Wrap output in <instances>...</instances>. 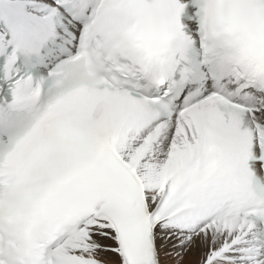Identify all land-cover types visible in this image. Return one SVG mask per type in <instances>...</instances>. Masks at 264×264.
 Instances as JSON below:
<instances>
[{"label":"snow or ice","instance_id":"snow-or-ice-1","mask_svg":"<svg viewBox=\"0 0 264 264\" xmlns=\"http://www.w3.org/2000/svg\"><path fill=\"white\" fill-rule=\"evenodd\" d=\"M0 264H264V0H0Z\"/></svg>","mask_w":264,"mask_h":264}]
</instances>
